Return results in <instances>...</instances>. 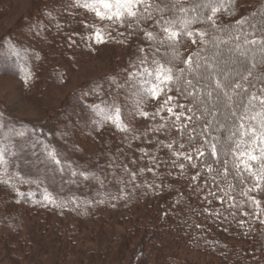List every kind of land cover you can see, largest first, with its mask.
<instances>
[{
	"label": "rangeland",
	"instance_id": "rangeland-1",
	"mask_svg": "<svg viewBox=\"0 0 264 264\" xmlns=\"http://www.w3.org/2000/svg\"><path fill=\"white\" fill-rule=\"evenodd\" d=\"M262 1L236 0V14L223 18L235 21L253 12L264 15ZM72 2L0 0V40L10 38L20 49L19 56L0 49V116L16 128L28 130L25 137L16 136L11 141L17 145L20 167H12L10 172L39 175L44 180L41 189L46 186L57 202L77 201L67 206L44 205L37 203L43 197L35 185L14 179L12 184L19 191L36 192L35 196L21 197L0 184V264H166V257L185 258L191 264L205 259L227 264L225 259L234 254L232 264H246L235 250L232 256L222 257L227 250L222 245L214 254L195 252L183 247L180 240L177 244L170 241L169 234L152 232L151 227L162 224L151 219L154 211L144 208L150 203L128 201L132 185L157 182L154 158L160 134L152 129L159 120L134 115L137 98L130 94L126 99L124 87H117L116 93L123 92L118 103L124 105L122 120L130 129L127 133L109 123L99 126L94 114L93 120H82L75 107L66 105L71 96L84 94L89 84L93 89L101 80L115 76L120 77L119 85L125 82L137 46L147 44L138 43L139 36L123 43L90 41L92 29L84 24L95 22L93 15L83 8H71ZM27 74L30 78L25 83ZM108 93L105 97L111 102ZM80 99V104L87 106L99 104L103 96ZM140 106L149 113L156 107L150 99ZM69 139H73L72 144ZM44 145L58 153L60 165L49 161ZM62 166L66 169L63 172ZM73 171L78 175L73 176ZM80 172L98 179L85 180ZM257 198L264 204V198ZM197 232L203 234L201 227ZM249 235L254 233H247V238ZM229 236L220 238L240 247L242 242Z\"/></svg>",
	"mask_w": 264,
	"mask_h": 264
},
{
	"label": "snow or ice",
	"instance_id": "snow-or-ice-1",
	"mask_svg": "<svg viewBox=\"0 0 264 264\" xmlns=\"http://www.w3.org/2000/svg\"><path fill=\"white\" fill-rule=\"evenodd\" d=\"M235 2L73 0L71 4V8H83L99 22L84 24L92 29L90 41L123 43L139 36L147 44L137 46L135 62L130 61L132 71L124 85H119L114 77L110 82L124 87L126 99L130 94L137 98L134 115L159 120L152 129L154 133L165 137L176 133L167 143L157 140L158 147L175 158L174 168L178 160L185 162L179 164L181 172L186 167L198 169L192 176L193 187L201 188L195 182L204 178L208 204L215 201L222 206L209 214L225 220L228 217L224 213L235 219L237 214L252 215L251 209H255L257 217L264 212L261 199L257 198H264V72L259 71L264 68V15L253 12L234 23H220L223 13L236 14ZM121 28L124 31H119ZM35 34L38 36L39 30ZM189 41L195 50L182 52ZM0 49L20 54L19 45L10 38L0 40ZM28 78L30 74L25 76V83ZM99 92L98 87L93 88L83 97ZM110 95L111 102L105 98L99 104L87 105L88 110L99 118V126L109 123L127 133L130 129L122 120L124 105L118 103L117 94ZM146 99L156 105L151 113L140 106ZM0 130V184L8 185L21 197L41 192L43 199L37 203L44 205L77 203L57 202L46 186L41 189L44 180L39 175L11 173L10 168L20 167L17 145L11 141L16 136L25 137L28 130L12 126L2 116ZM35 132L33 129L32 135ZM44 150L50 162L61 164L55 150H49L48 145H44ZM60 170L66 169L62 166ZM72 175L78 173L73 171ZM79 175L85 180L98 179L84 172ZM14 179L20 184L35 185L36 192L19 191L12 184ZM245 207L250 211H244ZM244 223L240 221L241 227Z\"/></svg>",
	"mask_w": 264,
	"mask_h": 264
},
{
	"label": "trees",
	"instance_id": "trees-1",
	"mask_svg": "<svg viewBox=\"0 0 264 264\" xmlns=\"http://www.w3.org/2000/svg\"><path fill=\"white\" fill-rule=\"evenodd\" d=\"M181 2H183V0H181ZM262 3L264 4V0L262 1ZM225 14L226 16L229 15L227 13L222 14L220 19V23L222 24H231L238 20L236 19L235 21H228V17L223 18V15ZM69 22L72 26H74V24H72V20H69ZM95 22L99 23L98 21ZM68 26L70 25L68 24ZM196 27H199V25H197ZM121 29L124 31L123 28ZM140 42L142 41L138 37V43ZM194 50L195 48L191 47V44H186L183 48H181V51L184 53H189L190 51ZM259 71L264 72V68L260 69ZM119 78V76H115L117 82H119ZM124 83L125 82H123L122 84L124 85ZM107 85H109V87ZM89 86L90 84L84 87V92L89 91ZM97 87L100 89L99 94L89 95L88 97L96 98V96L100 95L103 96L104 100L105 98H107L105 97V95H107L108 92V95L110 97H112L110 94H118L116 93L117 87L114 86L110 82V80H101L98 85L93 88ZM107 87L108 89H106ZM122 93L123 92H121V94L119 93L120 95L118 94L119 99L122 96ZM82 96L83 91L79 92L78 96L73 95L68 98L66 107H75L77 109L75 111L83 116V118L76 117L78 120H80L81 118L82 120L86 118L87 121H90L91 119L93 120V113L88 110L86 105L80 104V98H82ZM82 109H84V114H82ZM175 135L176 133L172 132L168 137H165L163 135H160L159 137L160 140L169 142L172 136ZM68 143L72 144L73 139H69ZM156 158H158L156 160L157 177L155 176L157 182L150 184L146 182L143 185L136 186L132 185L130 189L131 192L128 198V201L132 200L135 205L141 202L150 203L149 206L146 205L144 208H146V210L148 211L150 210L151 212L154 211L153 215L155 216H152L151 219L161 220L160 222L162 224L158 228L151 227L150 230H152V232L156 233L162 231L165 234H169L171 236L170 241L177 244V242H179L180 240L183 247H190L194 249L195 252H197L198 250H202L205 253L209 254V252H211L214 254L215 251H218L219 249L221 251L222 245L227 249L226 252L224 251V255H221L222 257H226V254L232 256L235 250L236 253L240 252V255H242L243 257L242 262L246 264H264V223H261V221H264V212H261L257 217L255 209H251L252 215L243 216L237 214V217L235 219H233L232 216L228 215V213H224V215L228 217L226 220L220 216L210 215L209 213H215L216 210L221 209L222 206L215 201L211 205L208 204L207 199H205V197L207 196V188H205L204 186L203 177L195 182L199 183L201 185V188L196 189L193 187L194 182L192 180V176L195 175L198 169H189L186 167L184 171L181 172L179 164L185 163L182 159L177 161V166L174 168L172 166V160L175 158L171 157L168 151L164 148H158ZM209 187L213 186L209 185ZM253 195H255V193H253ZM151 204L157 208L151 209ZM261 207H264L262 201ZM204 209H208V211L205 212ZM243 210L250 211V209H248L247 207H245ZM241 220L245 221L243 227H241L240 225ZM200 227L203 231V234H199L197 232ZM240 228L243 229V233H241ZM226 231L229 232L230 236L226 233ZM249 232H253L254 236L249 235L248 237L251 238H247L246 234ZM232 235L234 236L232 237ZM223 236L232 237L231 239L241 241L242 243H240V247L237 245L232 246L230 243H226V241L220 238ZM230 249H232L231 253ZM234 257L235 254L232 258L229 257L231 259H225V262L227 264H232L234 262ZM163 261L166 264H186L188 262L185 258L174 257L170 259L169 257H166ZM192 263L214 264L206 261V259L201 260V262L196 261ZM187 264H191V262Z\"/></svg>",
	"mask_w": 264,
	"mask_h": 264
}]
</instances>
